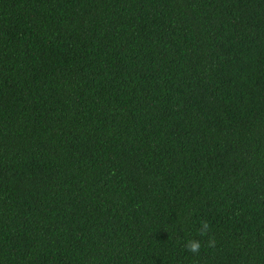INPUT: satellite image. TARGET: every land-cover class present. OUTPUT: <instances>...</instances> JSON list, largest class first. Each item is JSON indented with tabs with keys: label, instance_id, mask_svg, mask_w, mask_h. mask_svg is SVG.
Masks as SVG:
<instances>
[{
	"label": "trees",
	"instance_id": "trees-1",
	"mask_svg": "<svg viewBox=\"0 0 264 264\" xmlns=\"http://www.w3.org/2000/svg\"><path fill=\"white\" fill-rule=\"evenodd\" d=\"M0 264H264V0H0Z\"/></svg>",
	"mask_w": 264,
	"mask_h": 264
},
{
	"label": "clouds",
	"instance_id": "clouds-1",
	"mask_svg": "<svg viewBox=\"0 0 264 264\" xmlns=\"http://www.w3.org/2000/svg\"><path fill=\"white\" fill-rule=\"evenodd\" d=\"M209 224L208 222H203V227L202 230L200 232V235L203 236L207 233V231L209 230ZM209 247H214L215 246V241L213 239L209 240ZM185 248L187 251L191 252V253H198L199 249H200V244L198 241H188L185 244Z\"/></svg>",
	"mask_w": 264,
	"mask_h": 264
}]
</instances>
